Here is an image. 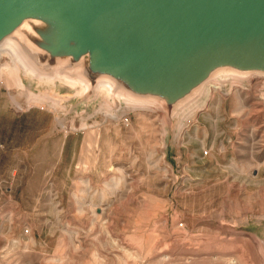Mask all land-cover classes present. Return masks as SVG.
<instances>
[{"label": "rangeland", "instance_id": "1", "mask_svg": "<svg viewBox=\"0 0 264 264\" xmlns=\"http://www.w3.org/2000/svg\"><path fill=\"white\" fill-rule=\"evenodd\" d=\"M32 82L65 101L0 76V264H264L263 78L226 82L179 136L180 107L113 119Z\"/></svg>", "mask_w": 264, "mask_h": 264}, {"label": "water", "instance_id": "2", "mask_svg": "<svg viewBox=\"0 0 264 264\" xmlns=\"http://www.w3.org/2000/svg\"><path fill=\"white\" fill-rule=\"evenodd\" d=\"M38 14L69 24L148 87L174 78L179 88L223 57L264 68V0H0V39Z\"/></svg>", "mask_w": 264, "mask_h": 264}, {"label": "bare ground", "instance_id": "3", "mask_svg": "<svg viewBox=\"0 0 264 264\" xmlns=\"http://www.w3.org/2000/svg\"><path fill=\"white\" fill-rule=\"evenodd\" d=\"M71 32L69 24L38 14L24 18L0 39V56L8 58V62L0 66V76L15 87L30 106L50 108L57 113L65 101L58 99L52 91L32 93L28 84L33 80L41 85L58 83L74 88L75 95L84 98L90 93L91 101L99 103L95 113L113 119L128 111H167L177 106L183 111L177 120L179 136L186 128L184 121L194 120L197 113L207 106L208 98L224 89L226 82L233 86L261 77V85L264 86V68L223 57L205 64L197 76L179 88L174 78L148 87L132 69L122 66L106 52H97L83 36H74ZM15 104L20 108L18 103ZM162 122L166 124L164 117ZM126 123L129 126L128 121ZM82 128H85L83 122ZM252 237L256 239L254 243H257L264 259V245Z\"/></svg>", "mask_w": 264, "mask_h": 264}]
</instances>
